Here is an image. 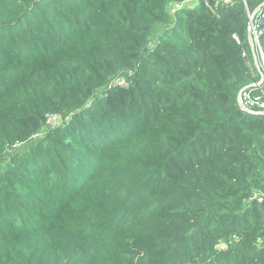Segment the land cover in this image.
I'll return each instance as SVG.
<instances>
[{
	"label": "trees",
	"instance_id": "trees-1",
	"mask_svg": "<svg viewBox=\"0 0 264 264\" xmlns=\"http://www.w3.org/2000/svg\"><path fill=\"white\" fill-rule=\"evenodd\" d=\"M187 1L0 0V264H264L263 0Z\"/></svg>",
	"mask_w": 264,
	"mask_h": 264
},
{
	"label": "built area",
	"instance_id": "built-area-1",
	"mask_svg": "<svg viewBox=\"0 0 264 264\" xmlns=\"http://www.w3.org/2000/svg\"><path fill=\"white\" fill-rule=\"evenodd\" d=\"M228 3L230 0H215ZM246 6V0H243ZM247 8V6H246ZM248 22L246 26V33L255 42V57L257 56L258 61L261 65V78L254 81L248 86L241 88L238 92V102L244 110L251 113H264V51L259 43V36L264 33V0L261 4H258L254 9L249 10L247 8ZM115 84L125 85V80L120 77L114 81ZM59 118L58 115L53 114L47 117V124L50 119ZM55 123L51 124L54 125ZM255 196V194H254ZM258 200H261L258 197Z\"/></svg>",
	"mask_w": 264,
	"mask_h": 264
},
{
	"label": "rangeland",
	"instance_id": "rangeland-1",
	"mask_svg": "<svg viewBox=\"0 0 264 264\" xmlns=\"http://www.w3.org/2000/svg\"><path fill=\"white\" fill-rule=\"evenodd\" d=\"M195 1L194 0H190V1H187V2L194 4ZM58 121H59V118L58 117L55 118L54 120L53 119H50V121L48 122V124L51 125L53 123H57Z\"/></svg>",
	"mask_w": 264,
	"mask_h": 264
}]
</instances>
